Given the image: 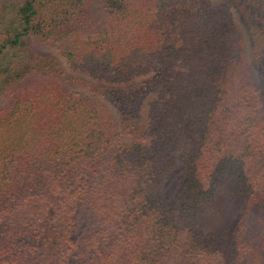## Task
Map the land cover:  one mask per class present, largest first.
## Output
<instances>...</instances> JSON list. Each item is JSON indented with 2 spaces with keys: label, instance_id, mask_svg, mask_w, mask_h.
<instances>
[{
  "label": "trees",
  "instance_id": "obj_1",
  "mask_svg": "<svg viewBox=\"0 0 264 264\" xmlns=\"http://www.w3.org/2000/svg\"><path fill=\"white\" fill-rule=\"evenodd\" d=\"M0 264H264V0H0Z\"/></svg>",
  "mask_w": 264,
  "mask_h": 264
},
{
  "label": "rangeland",
  "instance_id": "obj_2",
  "mask_svg": "<svg viewBox=\"0 0 264 264\" xmlns=\"http://www.w3.org/2000/svg\"><path fill=\"white\" fill-rule=\"evenodd\" d=\"M32 44L37 50H40L41 52L48 54V55H52L54 57L57 58V60L62 64L65 65V62L63 60V58L60 56V54L54 49V48H50L47 47L46 45H38L36 42H31L29 43V45ZM31 46V45H30Z\"/></svg>",
  "mask_w": 264,
  "mask_h": 264
}]
</instances>
